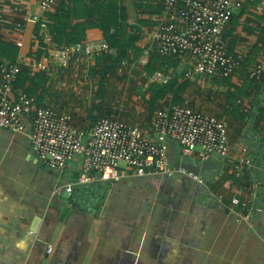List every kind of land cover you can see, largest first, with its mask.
Wrapping results in <instances>:
<instances>
[{"label": "crops", "instance_id": "crops-1", "mask_svg": "<svg viewBox=\"0 0 264 264\" xmlns=\"http://www.w3.org/2000/svg\"><path fill=\"white\" fill-rule=\"evenodd\" d=\"M103 1L68 0L41 11L37 0H0V60L20 67L12 97L34 96L86 130L98 116H115L154 141L151 115L172 103L171 91L152 102L150 76L160 70L167 80L185 82L182 104L226 122L228 151L202 159L198 146L184 155L178 142L167 139L170 164L200 162L202 182L178 172L137 175L121 164L120 178L81 190L86 203L77 206L63 193L79 175L80 157L49 168L30 147L29 124L17 132L0 127V264H264V85L248 75L261 64L264 78V0L233 1L224 39L242 66L227 77L195 72L189 53H156L155 34L168 19L162 0H119L123 22L136 28L134 48L107 73L99 97L98 69L108 62L109 49L72 52L59 64L51 48L106 43L98 17L87 14ZM33 13L47 22L52 41ZM53 25L60 38L71 34L68 44L56 42ZM243 159L254 160L253 166L239 164Z\"/></svg>", "mask_w": 264, "mask_h": 264}, {"label": "built area", "instance_id": "built-area-1", "mask_svg": "<svg viewBox=\"0 0 264 264\" xmlns=\"http://www.w3.org/2000/svg\"><path fill=\"white\" fill-rule=\"evenodd\" d=\"M68 0H37L41 11L53 4ZM234 0H162L168 19L155 34V51L165 57L189 53L194 57V71L207 75L227 77L241 67L242 59L227 51L224 32L232 15ZM32 19L40 24L44 38L52 41L46 21L33 13ZM107 47V43H72L51 48L54 60L67 62L70 53ZM142 62L145 59L142 58ZM20 72L16 64L0 60V127L10 131H23L29 124V143L38 159L52 169H62L77 157L81 159L79 175L65 190L73 185L102 179L116 180L122 176L124 164L133 173L144 175L159 172L172 175L186 174L199 182V174L188 171L183 165L169 162L165 141L172 139L181 146L184 155L198 146L200 157L225 155L228 151L226 122L214 114L193 109L182 103H171L156 109L149 126L156 139H147L142 130L118 117L101 116L89 130L73 123L68 112L39 104L34 96L19 93L12 97L14 82ZM249 77L254 81L263 78L261 64L253 66ZM168 76L160 70L150 76L151 82L165 83ZM264 144V138H263ZM251 164L249 159L239 162ZM51 247L47 248L50 251Z\"/></svg>", "mask_w": 264, "mask_h": 264}, {"label": "trees", "instance_id": "trees-1", "mask_svg": "<svg viewBox=\"0 0 264 264\" xmlns=\"http://www.w3.org/2000/svg\"><path fill=\"white\" fill-rule=\"evenodd\" d=\"M77 8L78 7L75 2V6H74L75 15H78ZM123 12H124V8L121 7L119 0H104L97 6V8H94V9L90 8L87 13L88 15H96L98 17L99 26L103 30V34L105 36V40L107 43V48L109 49L108 62L106 63L104 67H101L98 69L99 83H100V88L98 91L99 97H102L104 95V81H105V77L107 73L112 71L117 66H119L127 58L128 50L133 47L134 40L136 38V35L134 34V31L136 30V28L127 22H123L122 20ZM55 20H56V23H58V17H55ZM111 27H113L112 30H111ZM127 27H129L132 30L131 34L129 35L128 42H126V34L130 29L127 30ZM53 29L57 31V33H55V40L57 43L59 42V44L60 43L68 44V42L71 41L70 40V38L72 39L71 34L66 36L68 38L62 39L60 38V32H58L59 27H57L56 25L54 27L53 25ZM254 51L255 50H253V52ZM162 57H165V56H162ZM168 58H171V57H168ZM259 81L262 82V84L264 85V78H262ZM152 83H153L152 84V90H153V101L152 102H155L159 96H161L162 94L168 91L172 92V103L182 102L180 93L185 86V82L176 83L175 80L171 79V80H167L163 84H159L156 82H152ZM263 101H264V98H263ZM259 112L264 115V103H263V106L260 108ZM101 116H111V115H101ZM101 116H98L97 118ZM112 117H115V116H112ZM255 123L257 124L258 120H256Z\"/></svg>", "mask_w": 264, "mask_h": 264}, {"label": "water", "instance_id": "water-1", "mask_svg": "<svg viewBox=\"0 0 264 264\" xmlns=\"http://www.w3.org/2000/svg\"><path fill=\"white\" fill-rule=\"evenodd\" d=\"M125 6L128 10V15L130 17V19H134V8H133V4L131 3V1L125 3ZM263 150V160H262V167L264 169V148ZM40 164L45 165L42 161H39ZM254 164V160L251 161V165L253 166ZM183 166L188 170L191 171L195 174H202V170H203V164L201 165L200 162H196L195 164H191L187 161H185V163L183 164ZM105 187L107 186V182L104 180H97L95 183H92L90 185L86 184H77L74 187H72L71 192H67L66 190H64L63 196L64 197H68L70 199V201L77 205L80 206L81 204L84 205V203H86V200L81 199L80 197V192L81 190H90L91 188H95V187ZM65 189V188H64Z\"/></svg>", "mask_w": 264, "mask_h": 264}, {"label": "rangeland", "instance_id": "rangeland-1", "mask_svg": "<svg viewBox=\"0 0 264 264\" xmlns=\"http://www.w3.org/2000/svg\"><path fill=\"white\" fill-rule=\"evenodd\" d=\"M113 91H110V89H108V92H107V94H108V101H109V96H110V93H112ZM107 94H106V96H107Z\"/></svg>", "mask_w": 264, "mask_h": 264}]
</instances>
